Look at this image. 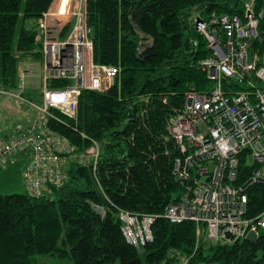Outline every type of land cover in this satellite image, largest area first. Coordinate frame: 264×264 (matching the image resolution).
<instances>
[{"label":"trees","instance_id":"16d2710c","mask_svg":"<svg viewBox=\"0 0 264 264\" xmlns=\"http://www.w3.org/2000/svg\"><path fill=\"white\" fill-rule=\"evenodd\" d=\"M22 1L0 0V90L7 92H16L23 62L42 59L35 41L37 21L55 0ZM245 1L87 0L93 59L119 66V76L106 91L82 90L75 119L55 110L61 122L50 119L47 125L78 153L91 140L106 143L95 168L90 160L68 162V179L51 198L27 192L0 195V264H37L36 255L74 264H181L189 257L195 263L264 264V230L255 242L239 239L228 245L208 239L204 224L197 235L194 222L162 217L180 192L172 174L180 153L167 133L168 119L183 107L192 86L210 87L198 66L209 51L189 19L241 13ZM66 2L58 1L60 10ZM66 83L56 80L53 86ZM30 89L25 87L21 96L38 102ZM252 169L240 160L238 183L244 185ZM246 193V218H255L264 210V184L252 183ZM120 209L154 215L153 240L139 248L127 243Z\"/></svg>","mask_w":264,"mask_h":264},{"label":"built area","instance_id":"2783aa9c","mask_svg":"<svg viewBox=\"0 0 264 264\" xmlns=\"http://www.w3.org/2000/svg\"><path fill=\"white\" fill-rule=\"evenodd\" d=\"M51 11L37 21L35 41L41 47L42 71L38 73L37 62H32L19 70L16 92L0 90L22 98L36 112L30 125H18L11 135L0 136V169L16 156L28 158L23 184L35 198H51L66 183L68 162L90 160L94 167L106 143L91 140L88 149L76 152L66 136L47 125L50 119L61 122L55 110L75 119L81 91H106L120 72L117 65L93 59L87 0H67L64 10L56 12L57 21ZM61 11L65 13L60 20ZM189 22L209 51L198 66L210 87L192 86L183 107L168 119L167 133L180 153L172 169L180 192L162 217L171 223L194 222L197 235L204 224L208 239L229 245L245 239L249 231L258 237L264 230V210L246 218V188L264 184V0H246L241 13L194 14ZM193 45H198L197 38ZM56 80L68 83L54 87ZM35 83L41 85L38 102L21 96L28 84ZM242 159L253 168L244 185L238 183ZM93 208L104 215L101 207ZM117 215L127 243L139 248L153 240L154 215L122 209ZM181 264L217 263H195L189 257Z\"/></svg>","mask_w":264,"mask_h":264},{"label":"crops","instance_id":"0c3cea01","mask_svg":"<svg viewBox=\"0 0 264 264\" xmlns=\"http://www.w3.org/2000/svg\"><path fill=\"white\" fill-rule=\"evenodd\" d=\"M32 62H23L21 64V69L26 68ZM29 80V79H28ZM34 85L28 84L27 87H31L32 95L35 94ZM36 112L35 109L31 107L25 100L22 98H17L16 96L9 94L0 93V136H8L16 131V126H28L32 123L35 118ZM21 160L20 166L22 169L25 168L28 158L23 156H16L9 162L6 166L0 169V176H4L7 173V170L11 168V165L17 161ZM22 172L19 171L18 177H14L13 181L16 183L19 182V185L22 186ZM24 186V184H23ZM24 191L25 188L23 187ZM26 192V191H25Z\"/></svg>","mask_w":264,"mask_h":264},{"label":"rangeland","instance_id":"374dc122","mask_svg":"<svg viewBox=\"0 0 264 264\" xmlns=\"http://www.w3.org/2000/svg\"><path fill=\"white\" fill-rule=\"evenodd\" d=\"M58 1L59 0H55L53 5H52V19L57 21V17H56V12L58 9H60L61 7H58ZM23 5L25 3V0L22 1ZM30 25L29 23H27V26ZM20 29V25L17 27V33L15 35V40L18 36V32ZM31 61V60H30ZM37 62L38 65H36L35 69L38 73H40L42 71V59L40 61H34ZM36 89V90H35ZM35 90V96H37V99L40 98V93H41V85H37L34 87ZM21 160L13 163L11 165V168L9 170H7V173L4 176H0V195H9V194H14V193H23L25 192L23 189V184L22 186L19 185V182L17 181L16 183L13 181V178L18 177L19 171L22 172V166H20L21 164ZM22 165V164H21ZM24 169V168H23ZM21 181H24L23 178ZM35 258L37 259V264H74L70 259H59L55 256H47V255H36Z\"/></svg>","mask_w":264,"mask_h":264},{"label":"water","instance_id":"95a60500","mask_svg":"<svg viewBox=\"0 0 264 264\" xmlns=\"http://www.w3.org/2000/svg\"><path fill=\"white\" fill-rule=\"evenodd\" d=\"M188 104H190V101L188 100ZM121 126H119L116 130H120ZM257 239V235L254 231H249L245 237V240L248 242H255Z\"/></svg>","mask_w":264,"mask_h":264}]
</instances>
